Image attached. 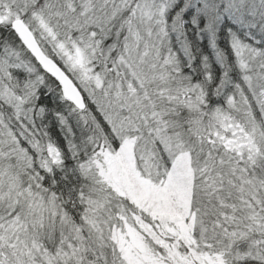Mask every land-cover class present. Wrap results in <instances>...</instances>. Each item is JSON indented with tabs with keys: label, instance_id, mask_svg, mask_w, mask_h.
Here are the masks:
<instances>
[{
	"label": "snow or ice",
	"instance_id": "6c2138e0",
	"mask_svg": "<svg viewBox=\"0 0 264 264\" xmlns=\"http://www.w3.org/2000/svg\"><path fill=\"white\" fill-rule=\"evenodd\" d=\"M0 264H264V0H0Z\"/></svg>",
	"mask_w": 264,
	"mask_h": 264
}]
</instances>
